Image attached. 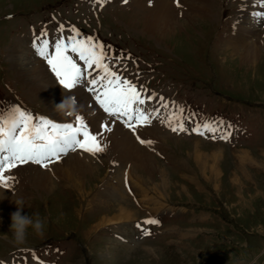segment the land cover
Listing matches in <instances>:
<instances>
[{
  "label": "rangeland",
  "instance_id": "374dc122",
  "mask_svg": "<svg viewBox=\"0 0 264 264\" xmlns=\"http://www.w3.org/2000/svg\"><path fill=\"white\" fill-rule=\"evenodd\" d=\"M170 2L180 5V0ZM209 2V18L195 3L187 16L174 13L160 37L142 34L139 25L129 23L131 5L121 0L103 5L97 0H0V112L19 107L57 123L74 121V115L52 113L43 100L27 94L8 59L20 40H34L42 31L56 39L63 26L65 38L72 35L69 29L81 39L96 38L113 58L109 67L128 80L135 77L133 84L154 98L139 105L145 114L156 104L153 119L175 114L173 125L185 128L152 133L153 140L149 134L144 145L135 144L155 148L152 170L137 166L126 174L130 164L104 151L91 157L94 170L79 178L82 187L65 178L43 190L15 177L10 186L19 189V196L10 197L22 202L23 215L38 213L47 224L43 236L30 228L26 244L16 246L10 232L16 205L0 211V264H37L33 255L42 264H264V47L250 66L241 53L228 52L229 38L239 33L235 13L260 7L256 0ZM249 18L251 42L264 22L256 26ZM210 122H223L229 138L213 140L191 131ZM122 205L131 220L102 221L115 217ZM145 231L149 235H142Z\"/></svg>",
  "mask_w": 264,
  "mask_h": 264
},
{
  "label": "snow or ice",
  "instance_id": "6c2138e0",
  "mask_svg": "<svg viewBox=\"0 0 264 264\" xmlns=\"http://www.w3.org/2000/svg\"><path fill=\"white\" fill-rule=\"evenodd\" d=\"M97 2L103 5L106 0ZM258 6L264 8V0H260ZM254 19L258 23L264 22V12L254 13ZM58 31L61 35L55 42L50 41L47 32L42 31L33 40V48L59 84L70 91L86 81V90L96 106L108 118L119 120L133 133L137 126L150 124L151 114H145L139 105L152 97H145L135 84L109 67L108 60L113 58L106 55L105 47L94 37L81 39L76 29H69L72 35L67 38L62 35L63 26ZM163 106L168 107L167 104ZM168 126L176 133L185 131L182 123H169ZM110 131L109 125L102 124L100 132H92L80 115L73 122L57 123L45 117H36L19 107L0 112V188H8L15 181L10 173L20 165H39L48 169L77 150L96 157L104 152L105 146L101 141ZM191 131L200 136L209 135L213 140L219 138L226 141L230 136L223 122L197 125ZM140 143L145 141L140 140ZM145 223L156 224L157 221L148 220ZM142 235L149 233L145 231ZM33 259L42 264L35 255Z\"/></svg>",
  "mask_w": 264,
  "mask_h": 264
},
{
  "label": "bare ground",
  "instance_id": "6f19581e",
  "mask_svg": "<svg viewBox=\"0 0 264 264\" xmlns=\"http://www.w3.org/2000/svg\"><path fill=\"white\" fill-rule=\"evenodd\" d=\"M121 1L124 3L123 0ZM170 1L171 0H128L127 3L131 5L130 11L132 12L128 14L126 20H128L129 23L132 22L133 24H137V26L139 25L138 27L142 34L146 33L163 37V34L165 33H163L164 24L171 25V22L174 19V13H176L177 17L182 16L183 14L184 16H187L185 12H191L195 3V9L200 11V15L202 17H210L211 11L209 8V0H180V5L177 4V6H175L176 3L174 4V2L171 3ZM256 2L260 4V0H256ZM174 7H176V9H174ZM247 12L245 9L241 8L234 15L235 29L239 33L234 34L236 36L229 38L228 43L231 49L228 52L231 54L236 52L239 54L241 53L242 61L250 66L257 62L256 60L259 59L258 53L260 52V48L264 47L262 46L264 44L262 41V38L264 37V29L262 30L263 32L261 31L259 37L250 42L248 38H251V36L254 35H250L251 31L247 30L246 18L250 17L251 20H253L254 25L260 26L262 22H256L254 19V13L264 12V8L260 7L257 11L253 10L248 13ZM48 39L53 42V40L56 41L58 39V36L56 39L51 37ZM8 59L11 72L14 76H16L17 81L23 85L25 92L31 97L43 100L49 105L52 113L57 111L55 105L59 104L62 99L71 97L75 101L74 120L77 115L84 117L86 121H89L88 124L90 129L94 133L100 132L102 123L109 125L111 127V131L105 134L101 143L105 146L104 151L117 162H127V164H130V172H127L126 174H133L131 169L137 166L145 168V171L152 170L153 167H155V162L151 159L152 155L150 154L152 152L151 150H154L155 148H150L151 150H149L144 147L136 146L135 144L144 145L140 143V140L144 141V137L149 138V134L151 135L152 133H155L158 135L161 132H166L167 129L170 128L168 124H173L175 122V114L171 115L165 113V116L160 114L156 119H153L152 123L146 126H139V128H136L135 133H133V131H131L128 127L115 124L112 119L105 118L107 117L106 114L100 110L98 106H96L95 100L86 90L84 84L70 91L64 89L51 73L46 62L36 55L33 48V40L24 38L16 43L9 51ZM128 78L132 83H136L135 77L133 79L130 77ZM54 83L57 88L54 86ZM157 98L158 97H156V99ZM152 100H154V98H152ZM157 106L158 105L155 104L152 114L157 110ZM147 130L151 132H146ZM146 133L148 134L145 135ZM140 134L143 135V138L139 139L138 135ZM150 140H153V135H151ZM148 141L149 139L145 140V142ZM150 145L153 147V144ZM196 152L197 151H195V154ZM91 157L92 156L88 153H85L82 150H77L70 157L66 156L63 158L62 163H55L48 169L41 168L39 165H20L13 169L10 174L16 177L17 181L19 179H21V182L31 180L34 186L43 190H49L53 185L54 179L65 180V178L69 181L72 180L75 185L76 183L80 184L82 187V181L79 178L82 179L86 173L94 170L91 163ZM203 157L209 160L206 155ZM20 175H24L26 177L23 178ZM22 184L20 183L19 185ZM121 191L122 190H120V193ZM18 192L19 189L16 190V188L11 186L5 188L4 190L0 188V211H4L6 209L10 210L15 207L14 202L16 199H14L15 197L10 196L13 195L18 197ZM121 199L126 200V196L122 195ZM17 201H19L18 198ZM117 210L118 214L115 215V217L112 216L104 218L102 221L108 224H118L132 219L131 212L129 211L127 205L119 206ZM103 222L101 225L104 224Z\"/></svg>",
  "mask_w": 264,
  "mask_h": 264
},
{
  "label": "clouds",
  "instance_id": "9594fccd",
  "mask_svg": "<svg viewBox=\"0 0 264 264\" xmlns=\"http://www.w3.org/2000/svg\"><path fill=\"white\" fill-rule=\"evenodd\" d=\"M74 105L73 98L68 97L62 99L55 107L61 114L69 116L75 114ZM14 203L17 210L11 215V242L16 246L26 244L30 228L37 236H43L47 224L46 218H41L38 213L33 216L23 215L22 211L24 207L22 202L15 201Z\"/></svg>",
  "mask_w": 264,
  "mask_h": 264
}]
</instances>
